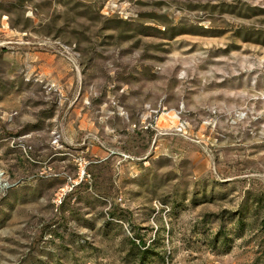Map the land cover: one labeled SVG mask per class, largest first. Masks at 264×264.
<instances>
[{
  "label": "rangeland",
  "instance_id": "1",
  "mask_svg": "<svg viewBox=\"0 0 264 264\" xmlns=\"http://www.w3.org/2000/svg\"><path fill=\"white\" fill-rule=\"evenodd\" d=\"M0 264H264V0H0Z\"/></svg>",
  "mask_w": 264,
  "mask_h": 264
},
{
  "label": "trees",
  "instance_id": "2",
  "mask_svg": "<svg viewBox=\"0 0 264 264\" xmlns=\"http://www.w3.org/2000/svg\"><path fill=\"white\" fill-rule=\"evenodd\" d=\"M144 245H145V244H144ZM147 248H148V246H145V247L141 250V252H142L141 257L143 256L144 252L147 251Z\"/></svg>",
  "mask_w": 264,
  "mask_h": 264
}]
</instances>
